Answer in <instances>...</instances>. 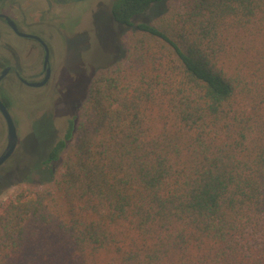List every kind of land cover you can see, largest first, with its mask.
I'll list each match as a JSON object with an SVG mask.
<instances>
[{
    "label": "trees",
    "instance_id": "1",
    "mask_svg": "<svg viewBox=\"0 0 264 264\" xmlns=\"http://www.w3.org/2000/svg\"><path fill=\"white\" fill-rule=\"evenodd\" d=\"M176 1L93 74L51 187L0 205V264H264V0Z\"/></svg>",
    "mask_w": 264,
    "mask_h": 264
},
{
    "label": "rangeland",
    "instance_id": "2",
    "mask_svg": "<svg viewBox=\"0 0 264 264\" xmlns=\"http://www.w3.org/2000/svg\"><path fill=\"white\" fill-rule=\"evenodd\" d=\"M111 1L79 0L66 7L67 31L76 32V36L66 42L64 64L56 70L57 77L44 88L16 89L11 95L9 113L16 125L19 143L14 158L0 169V205L24 187L32 190L51 187L52 184L44 182L48 173L42 159L48 156L57 141L64 138L68 120L84 98L93 74L123 58L128 32L134 30L138 23H150L170 4H179L176 0L154 3L133 18V27H124L112 21L109 13ZM48 119L56 137L52 142L39 145L38 149L36 146L35 152L39 156L36 153L34 157L29 156L22 147V141L33 129L39 131L47 127ZM32 142L29 136L27 147L32 148ZM6 143L7 127L0 115V153ZM56 171H61V168L56 167Z\"/></svg>",
    "mask_w": 264,
    "mask_h": 264
},
{
    "label": "flooded vegetation",
    "instance_id": "3",
    "mask_svg": "<svg viewBox=\"0 0 264 264\" xmlns=\"http://www.w3.org/2000/svg\"><path fill=\"white\" fill-rule=\"evenodd\" d=\"M73 1L79 0H0V100L9 112L10 97L16 89L35 87L32 83L43 81L48 73L46 82L35 87L44 88L57 77L56 70L64 64L66 42L76 36V32L67 31V17L64 19L66 7ZM0 115L3 117L1 111ZM55 135L48 119L47 127L33 129L21 144L25 153L34 157L36 146L38 149L39 145L52 142ZM29 136L33 140L32 148L26 144ZM18 143L19 138L0 169L14 158Z\"/></svg>",
    "mask_w": 264,
    "mask_h": 264
},
{
    "label": "water",
    "instance_id": "4",
    "mask_svg": "<svg viewBox=\"0 0 264 264\" xmlns=\"http://www.w3.org/2000/svg\"><path fill=\"white\" fill-rule=\"evenodd\" d=\"M47 79H48V73L43 81L39 83H32V86L40 87L46 82ZM0 111L5 119L7 126V145L3 153L0 155V166H1L13 153L17 144L18 136H17L16 125L11 117V114L9 113L7 107L2 103L1 100H0Z\"/></svg>",
    "mask_w": 264,
    "mask_h": 264
}]
</instances>
